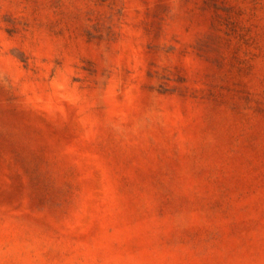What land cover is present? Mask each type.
<instances>
[{"label": "rangeland", "instance_id": "1", "mask_svg": "<svg viewBox=\"0 0 264 264\" xmlns=\"http://www.w3.org/2000/svg\"><path fill=\"white\" fill-rule=\"evenodd\" d=\"M0 264H264V0H0Z\"/></svg>", "mask_w": 264, "mask_h": 264}]
</instances>
